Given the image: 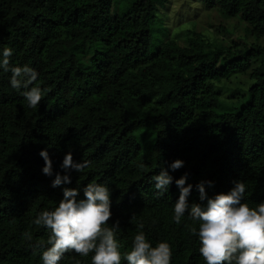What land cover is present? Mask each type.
I'll list each match as a JSON object with an SVG mask.
<instances>
[{
	"label": "trees",
	"instance_id": "1",
	"mask_svg": "<svg viewBox=\"0 0 264 264\" xmlns=\"http://www.w3.org/2000/svg\"><path fill=\"white\" fill-rule=\"evenodd\" d=\"M165 1L0 0V58L10 48L9 67L33 68L38 76L29 87L43 93L29 108L26 89L13 88L11 71L0 68V264H43L50 229L34 220L58 205L65 188L77 189L80 200L88 183L107 185L105 227L119 221L121 264L138 231L153 247L167 242L171 264H205L190 231L199 222L187 212L179 224L173 219L181 177L192 185L189 207L206 205L196 187L202 181L207 198L242 181L241 202H264V0H198L225 19L239 18L255 39L250 47L190 31L183 45L173 38L153 44ZM248 70L247 102L220 110L215 83ZM41 150L52 176L42 173ZM68 152L87 167L66 172ZM177 159L183 166L172 170ZM162 169L172 182L157 194ZM57 173L71 182L53 187ZM92 255L68 251L59 264H92Z\"/></svg>",
	"mask_w": 264,
	"mask_h": 264
},
{
	"label": "clouds",
	"instance_id": "2",
	"mask_svg": "<svg viewBox=\"0 0 264 264\" xmlns=\"http://www.w3.org/2000/svg\"><path fill=\"white\" fill-rule=\"evenodd\" d=\"M10 48L3 50L0 58V68L5 72L11 71L10 84L13 88L26 89L21 94L29 108H35L42 99L39 86H31L37 79L38 73L31 67H9ZM39 155L44 160L42 173L52 176V164L47 150H41ZM88 162H74L71 152L65 154L61 167L80 172L87 167ZM183 166L182 160H175L169 166L172 170ZM157 194L167 191L172 177L166 170H161L154 178ZM70 177L59 173L52 181L53 187L62 183H70ZM186 177L176 180L180 193L174 204V221L179 224L181 217L187 214L193 221L199 222L198 231L192 227L190 231L198 236L199 253L205 264H264V202L249 207L244 199L246 191L242 181L227 193L216 194L207 198L204 184H197L199 198L206 199V205L193 203L190 207L187 197L192 185L185 186ZM211 185V181L207 182ZM77 189L63 190V198L52 210H43L34 220L37 225L50 229L48 244L41 254L43 264H59L64 253L74 251L80 256L92 255V264H121L119 244L115 232L119 221L112 227H105L111 219L110 191L107 185L88 183L83 188L84 199L77 200ZM142 229L143 225H139ZM31 239L29 233H24ZM172 250L167 242H158L155 247L147 240L143 231H138L134 237L131 251L125 255L127 264H171ZM75 264H79L76 261Z\"/></svg>",
	"mask_w": 264,
	"mask_h": 264
},
{
	"label": "rangeland",
	"instance_id": "3",
	"mask_svg": "<svg viewBox=\"0 0 264 264\" xmlns=\"http://www.w3.org/2000/svg\"><path fill=\"white\" fill-rule=\"evenodd\" d=\"M116 7L117 4L113 8L114 12ZM244 25L239 18L221 17L216 7L206 8L198 0H166L164 6L159 7L151 36L153 44L161 39L173 38L183 45L186 33L190 31L205 39L223 38L226 44L236 41L248 47L253 46L255 39L247 35ZM259 43L263 44L264 41ZM250 71L234 72L228 79L215 83L214 90L219 93L220 110H235L247 102L248 89L253 82L249 77Z\"/></svg>",
	"mask_w": 264,
	"mask_h": 264
}]
</instances>
